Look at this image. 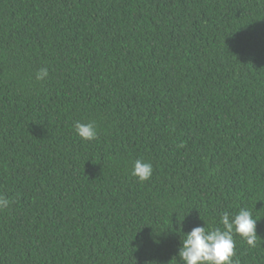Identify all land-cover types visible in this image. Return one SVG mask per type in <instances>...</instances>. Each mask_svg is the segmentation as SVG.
Instances as JSON below:
<instances>
[{
  "label": "trees",
  "instance_id": "trees-1",
  "mask_svg": "<svg viewBox=\"0 0 264 264\" xmlns=\"http://www.w3.org/2000/svg\"><path fill=\"white\" fill-rule=\"evenodd\" d=\"M0 194V264H177L240 208L264 264V0H0Z\"/></svg>",
  "mask_w": 264,
  "mask_h": 264
},
{
  "label": "clouds",
  "instance_id": "clouds-1",
  "mask_svg": "<svg viewBox=\"0 0 264 264\" xmlns=\"http://www.w3.org/2000/svg\"><path fill=\"white\" fill-rule=\"evenodd\" d=\"M49 75L47 67H41L35 73L37 81H44ZM73 129L77 136L84 141L97 139V126L95 121L87 123L76 120L73 122ZM153 165L143 159H136L132 163L131 176L138 182H145L151 179ZM10 200L0 194V211L10 207ZM199 219L200 216H199ZM202 220V219H201ZM259 219H254L248 208H240L235 214L224 211L219 216V223L195 226L189 232L181 231L182 225H177L175 231L183 233L177 253V264H235L236 241L235 235H239L250 248L257 247V240L260 237L256 232V224Z\"/></svg>",
  "mask_w": 264,
  "mask_h": 264
}]
</instances>
